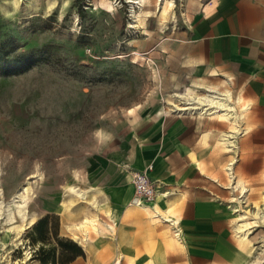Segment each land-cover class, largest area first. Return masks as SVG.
Listing matches in <instances>:
<instances>
[{
    "label": "rangeland",
    "instance_id": "374dc122",
    "mask_svg": "<svg viewBox=\"0 0 264 264\" xmlns=\"http://www.w3.org/2000/svg\"><path fill=\"white\" fill-rule=\"evenodd\" d=\"M157 1L139 7L137 0H0V264H41L27 233L48 213L59 214L61 235L86 251L71 264H154L155 241L166 257L171 246L183 247L182 225L178 237L162 208L160 216L141 206L124 214L135 193L123 156L136 157L143 142L139 116L190 115L203 121L204 146L232 149L234 137L225 141L222 134L241 128L250 108L232 82L195 75L166 53L157 52L154 62L156 37L175 35L207 0H175L165 19ZM20 52L37 60L5 73ZM209 84L232 90L235 124L220 114L175 110L183 104L178 93L205 94ZM33 173L26 226L18 212L7 219L6 202ZM263 190L248 196L250 212L235 219L236 235L252 249L248 264H264ZM86 216L97 221L87 226V241L69 228Z\"/></svg>",
    "mask_w": 264,
    "mask_h": 264
},
{
    "label": "crops",
    "instance_id": "0c3cea01",
    "mask_svg": "<svg viewBox=\"0 0 264 264\" xmlns=\"http://www.w3.org/2000/svg\"><path fill=\"white\" fill-rule=\"evenodd\" d=\"M157 52L166 53L167 59L177 60L195 75L234 83L250 110L234 132L232 149L204 146L203 121L190 115L157 111L140 115L137 128L143 142L136 157L124 152L123 158L131 163L127 167L133 193L132 171L152 164L149 173L158 194L147 202L149 209L129 203L133 195L124 205V214L130 217L141 206L160 216L159 207L175 234L182 225L183 247L171 246L166 257L155 241L154 264H164L166 258L168 264H248L252 249L236 235L235 219L250 212L249 204H244L248 196L257 197L264 189V0H207L175 35L156 37L155 63ZM208 88L223 91L212 84ZM114 189L120 196V189ZM165 192L169 194L164 197Z\"/></svg>",
    "mask_w": 264,
    "mask_h": 264
},
{
    "label": "bare ground",
    "instance_id": "6f19581e",
    "mask_svg": "<svg viewBox=\"0 0 264 264\" xmlns=\"http://www.w3.org/2000/svg\"><path fill=\"white\" fill-rule=\"evenodd\" d=\"M134 1V0H133ZM136 1V0H135ZM137 4L139 7L144 4V0H137ZM176 5L175 0H158L156 5V10L159 12L160 18L167 17V14H169L170 10ZM136 17H139L136 15ZM139 21V19L137 20ZM141 21V20H140ZM137 23V22H136ZM133 24V23H132ZM136 25V24H135ZM140 26V25H139ZM211 88V87H210ZM214 88V87H213ZM193 90L189 88L185 93H178L177 97L180 99H183V104H174L176 111H182L190 110L192 112H197L200 114H220L223 115L226 119L232 120V122L235 124L238 120L239 114L235 111L234 106V97L233 93L230 90L227 91H218L214 89H207V93L201 94V95H193ZM244 107V106H242ZM248 105L244 109H248ZM245 112V111H244ZM225 132V131H224ZM232 132V131H230ZM234 132V131H233ZM223 139L225 141L233 142L232 137H234L233 133H224L222 134ZM228 143V142H226ZM37 174L33 173L30 176L27 177L26 181L16 190L12 198L6 202V205L8 206V217L7 219L13 220L15 218V213L18 212V214L26 219L25 225L27 226L28 223L32 219L29 218V210H28V202H29V193L32 189L33 181L36 180ZM72 187V186H71ZM74 190L81 194L83 193V189L76 188V186H73ZM0 190H2L0 188ZM73 190V191H74ZM3 193V192H2ZM169 193L165 192L164 197L167 196ZM134 200L138 205L146 206L147 209H149V201H145L143 199L133 198L129 203H135ZM152 201V200H150ZM2 201H0V204ZM169 212V211H168ZM170 213V212H169ZM88 215V214H87ZM90 216V215H89ZM169 216V215H168ZM23 219V220H24ZM96 219L93 217H87L84 218V220H81L79 224L69 225V228L75 227V229H80L83 231L85 237L84 240L87 241V226L91 223L94 224ZM97 222V221H96ZM172 226V225H171ZM23 228H25L23 226ZM178 237H181V233L178 231L175 234ZM246 235V234H245ZM22 243L21 238L18 239L17 244ZM120 260V259H119ZM118 262V260H117ZM116 262V263H117ZM120 262V261H119Z\"/></svg>",
    "mask_w": 264,
    "mask_h": 264
},
{
    "label": "trees",
    "instance_id": "16d2710c",
    "mask_svg": "<svg viewBox=\"0 0 264 264\" xmlns=\"http://www.w3.org/2000/svg\"><path fill=\"white\" fill-rule=\"evenodd\" d=\"M26 53L20 52L11 59L12 67L5 73H14L19 68L30 67L34 60L26 59ZM7 61H10L8 59ZM9 63V62H8ZM9 65L6 64V67ZM61 218L59 214L48 213L41 217L27 233L32 245H37L35 257L41 264H71L80 256H86L84 247L75 239L61 235Z\"/></svg>",
    "mask_w": 264,
    "mask_h": 264
},
{
    "label": "built area",
    "instance_id": "2783aa9c",
    "mask_svg": "<svg viewBox=\"0 0 264 264\" xmlns=\"http://www.w3.org/2000/svg\"><path fill=\"white\" fill-rule=\"evenodd\" d=\"M152 167L153 165L150 164L147 169L132 171L131 180L135 191L134 199L136 197L145 201H150L157 196L158 189L156 181L152 179L149 173ZM134 202L136 203L135 200Z\"/></svg>",
    "mask_w": 264,
    "mask_h": 264
}]
</instances>
